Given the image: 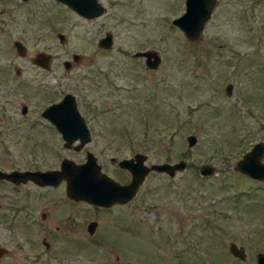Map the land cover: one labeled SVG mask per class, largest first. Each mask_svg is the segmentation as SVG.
Listing matches in <instances>:
<instances>
[{"label": "rangeland", "instance_id": "obj_1", "mask_svg": "<svg viewBox=\"0 0 264 264\" xmlns=\"http://www.w3.org/2000/svg\"><path fill=\"white\" fill-rule=\"evenodd\" d=\"M100 1L105 12L88 19L53 0H0V11H9L0 13L5 28L0 30V116L16 118L22 101L30 111L39 110L44 97L70 89L93 125L90 147L110 176L129 180L110 158L137 152L146 154L148 164L185 160L186 167L174 177L150 172L133 200L109 208L72 202L64 187L35 191L58 200L45 199L50 248L42 244L43 233L22 230L9 214L0 219V241L13 253L0 264H256L257 252H264V182L233 165L264 141V0H217L197 41L171 22L184 11V0ZM58 31L66 44L56 38ZM106 32L114 37L111 49L98 46ZM9 38L27 45V57L36 48L51 53V68L43 71L51 93L32 95L30 81L18 87L5 76L3 67L13 64L28 76L33 70L41 75L8 47ZM144 49L160 53L156 69L131 56ZM73 54L80 55L78 61ZM63 60L73 63L69 70ZM227 83L233 85L231 95L225 93ZM4 129L0 168H28L33 155L39 167L56 165L53 152L40 163L42 152L31 151L22 136ZM189 134L197 137L192 146ZM63 154L84 158L80 151ZM203 164L217 171L202 176ZM24 188L0 184V201L11 202ZM93 220L97 227L89 234ZM58 224L64 231L53 230ZM230 241L244 246L245 260L232 256Z\"/></svg>", "mask_w": 264, "mask_h": 264}, {"label": "water", "instance_id": "obj_2", "mask_svg": "<svg viewBox=\"0 0 264 264\" xmlns=\"http://www.w3.org/2000/svg\"><path fill=\"white\" fill-rule=\"evenodd\" d=\"M27 1V0H23ZM67 5L71 10L85 18H95L102 15L106 8L100 0H57ZM217 0H184V11L172 18L171 22L177 26L190 41H197L204 29L207 21L210 19L213 8ZM63 38V34L60 35ZM113 34L106 32L102 36L98 45L109 49L113 47ZM14 45L20 54H24V46L20 41H15ZM133 57H143L148 69H156L161 63V55L155 49L137 50L132 53ZM80 55L74 54L73 59L79 60ZM47 56L44 53L37 54L36 61L46 65ZM70 65V62H66ZM233 85L227 83L225 93L232 94ZM43 114L49 116V119L62 132L65 140L64 145H70L80 140V144L75 149L90 140L89 129L80 115L75 101L70 94L58 103L49 105L43 111ZM197 140L193 134L187 136L188 145L192 146ZM264 141L255 142L249 150L236 160L233 169L249 178L264 182ZM113 160L116 158H112ZM147 156L144 153L137 152L129 158L118 160L120 168L126 169L130 173V180L127 183H120L102 170L97 156L88 151L86 159L82 163H76L70 158L62 160L59 169L53 170H11L4 171L0 169V179H7L14 183L34 180L41 185H57L62 180L66 182L65 193L68 198L75 201H85L91 205L101 208H109L116 204H125L135 198L146 176L154 171L165 173L174 177L179 171L186 167L185 160L177 162H146ZM217 171L213 164H203L199 168L202 176H209ZM97 227V221L93 220L87 224V231L93 234ZM228 250L232 256L245 260L247 257L244 246L237 245L234 241L228 243ZM2 252L3 249H0ZM0 252V256L2 253ZM256 264H264V252L256 254Z\"/></svg>", "mask_w": 264, "mask_h": 264}, {"label": "flooded vegetation", "instance_id": "obj_3", "mask_svg": "<svg viewBox=\"0 0 264 264\" xmlns=\"http://www.w3.org/2000/svg\"><path fill=\"white\" fill-rule=\"evenodd\" d=\"M27 1H31V0H27ZM53 1L64 4L57 0H53ZM7 12L9 11L5 10L4 8H2L0 11V13L2 14L7 13ZM3 29L5 28L0 26V30H3ZM6 32H10L9 27H7ZM61 34H63V38H61L60 36ZM42 35L43 37H45L47 34L42 33ZM55 36L62 45L66 44V35L64 33L58 31L56 32ZM38 37H40V40H41V34H39ZM15 41H20L22 43V45L24 46V54L19 53L16 46L14 45ZM113 46H114V43H113ZM8 47L9 48L12 47L13 51L16 52L17 54L16 56H18L19 58H23V59L28 58L30 65L27 66V68L40 69L39 73H41V75H36L35 73L37 72V70H33V73H34L33 76H28L24 74V70H22V67H20L18 64H13V65H8V66L3 67V69H5L4 71L5 76L14 80V86L22 87L23 85L29 83L28 81H30L32 83L30 85L33 86L32 95H42V94L44 95L46 94V92L50 91L51 87L47 85L44 81L45 72L43 71L49 70V68H51L50 66V62L52 59L51 53L48 51H45L43 48L41 49L36 48L33 51V55L27 57L28 55L27 45L18 38H9ZM39 53H44L47 56L46 65H43L41 63H38V61H36L37 54ZM73 55H72V58H73ZM133 58L142 59L146 66L145 59L143 57H133ZM67 61L70 62V65L66 64ZM62 64L65 70H69L73 63L70 60H63ZM41 79H43L44 82H41L40 81ZM21 94H26V93H21ZM59 94L60 96H58ZM67 94H70L73 97L76 107L80 115L83 117L85 124L87 125L89 129V134H90V140L82 144L80 146V149L78 150L75 149V147L80 144V140L77 139L76 141H74L70 145V147L65 146L64 145L65 140L63 138L62 132L49 119V116L43 114V111L45 110L46 107H48L51 104L58 103ZM58 95H56L55 97H51L50 95L47 97H44L46 100L47 99L48 100L46 104H44L41 108H39V110L30 111L29 103L22 101L20 102L21 106H20L19 113H15V116H17L16 118H13V115L11 114H3L0 116V122H1L0 130L2 129V127H4L5 128L3 130L4 132H7L8 134L11 133L13 135L22 136L27 143L26 145L28 146V149L34 152H39V151L42 152L43 154L40 153V163H42L44 160L51 159V152H53L54 157H56L55 159L56 165L54 164V165H51L45 168L39 167L40 165L34 164L35 162L39 163L37 162V159H36L38 157L33 155L35 162L29 165L28 168H18V167L17 168L12 167L10 169L0 168L1 170H4V171H11L14 169L16 170H27V169L29 170H50V169L56 170V169H59L63 159L65 158L71 159V157H68L66 154L61 155L62 152L66 153L67 151H71V152L80 151L84 153V158L81 161L74 160L76 163H82L83 161H85L86 154L88 151L93 152L94 155L97 156L95 152L93 151V149L90 147L92 141H94L93 140V134H94L93 125L91 121L88 119V116L85 115L81 111L80 103H79L76 93L71 91L70 89H64L63 91H60ZM3 150L6 153H10L6 145L3 146ZM112 158H115V157L110 158V161L112 162V164L114 165L116 164L119 167L118 160L117 159L113 160ZM97 159H98V162L101 164L98 156H97ZM263 160H264V157H263ZM101 166L103 170V165L101 164ZM120 169L127 171L126 169H123V168H120ZM129 176H130V173H129ZM114 179L119 181L122 184L127 183L130 180V178L129 180H124V181L116 179V178ZM0 184L11 185L12 187H14V189H20L23 186V187H26V189L32 190V191L27 192L26 189L24 188L22 191L23 192L22 194H15V196L11 198V202L8 201L7 199L8 197L1 198L0 219H3V217L9 216L10 214V216H14L17 222L19 221L18 224L21 227V229L23 228L24 230L31 232V233L33 231H38V232L43 233L44 235L42 236L43 238L42 244L44 245L46 249H49L50 243L45 240V237L51 234V226L49 225V223H47L48 220L50 219V208L45 204L46 202L45 199L47 198L48 194L47 193L46 194H43V193L36 194L34 192L37 190H43V191L47 190L48 191L50 189L61 188V187H64L65 189L66 182L62 180L60 183L54 186V185H48V184L41 185L34 180H28L26 182H21V183H14L7 179H0ZM47 199L50 201L53 200L54 202L58 201L57 198H52V197L50 199L49 198ZM70 200L72 202H78L73 199H70ZM80 202H83V201L80 200ZM70 218L73 219L74 215L72 214ZM64 228L65 226H63V224H58V225H54L53 230L55 232H62L64 231ZM0 249H3L2 252L0 251L2 253V255L0 256V262L4 261V259H6L7 257H10L11 254L13 253L12 248L6 246L1 241H0Z\"/></svg>", "mask_w": 264, "mask_h": 264}]
</instances>
